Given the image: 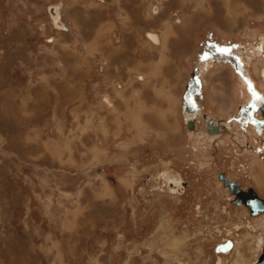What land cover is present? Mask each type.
Here are the masks:
<instances>
[{
    "label": "rangeland",
    "instance_id": "1",
    "mask_svg": "<svg viewBox=\"0 0 264 264\" xmlns=\"http://www.w3.org/2000/svg\"><path fill=\"white\" fill-rule=\"evenodd\" d=\"M263 39L264 0H0V264H217L227 239L225 264L254 263L264 219L219 175L264 197L261 143L209 133L184 92L197 75L205 112L234 114L246 84L207 47Z\"/></svg>",
    "mask_w": 264,
    "mask_h": 264
},
{
    "label": "flooded vegetation",
    "instance_id": "2",
    "mask_svg": "<svg viewBox=\"0 0 264 264\" xmlns=\"http://www.w3.org/2000/svg\"><path fill=\"white\" fill-rule=\"evenodd\" d=\"M259 46L260 50L259 51L261 54H257L258 51L254 50V56H252L253 54V49L251 48H245L244 47V51L240 50L243 54V59L241 57H239L236 53L230 52V51H219L217 49H215L213 46H208L207 47V52L210 55H213L214 57H212V61L211 63H213L214 60L217 59H221L225 61V64L229 67L232 66L233 69H229V67L226 68V70L231 71V73L235 76L239 75L241 78H243L244 80V86L246 84V89L248 90V94L247 96L249 97L246 101H244L241 106H239V108L236 110V112L234 114L229 115L227 118H216L215 114H213V112H205V109L202 107V105L199 103L200 98H198V96H200L202 94V91L204 90V83L202 80H200L197 76L196 79H198V82H200V87L198 88V91L194 94V99L196 101V105L198 107L199 110L196 109H192V110H188L186 109L187 105V99L185 96V92H184V98H185V103H184V108L185 111H190V112H195L197 113L196 117H200L203 121L208 122L209 125H207V129L209 131V133L218 136L219 133L224 130V129H233L234 126H238L240 128H242L244 130V132L246 133V136L252 135L251 133L253 132V138L252 140L254 142H260L261 146L258 147L257 150H252L251 152H253L254 154H251V156L253 157L252 160V165L250 166V169L252 171V173L257 177L260 178L262 181H264V112L261 109L262 106H264V89L262 88H258L259 84L256 80L255 77L252 76V74L250 73L248 66H250L251 63V59H254V62H256V59H258V63H255V67H257L259 69V67H262L264 65V39L262 40L261 43L256 44L255 48ZM237 52V51H234ZM263 52V53H262ZM246 56L248 58H246ZM249 60L247 62H244L242 60ZM211 65V64H210ZM208 66V65H207ZM255 73L257 74V76L259 78H264V68H262L261 72L257 71L255 69ZM193 77V76H192ZM192 77L189 79L188 84H186V90L189 88L190 84H191V80ZM262 84V83H261ZM185 90V91H186ZM246 95V93L244 92V96ZM246 96V97H247ZM203 97H206V94L203 93ZM187 102V103H186ZM251 104L253 106L254 111H252L253 109H250L249 111H247V114H244L245 116H243L242 112L243 110L246 108L247 105ZM194 118L193 121H188V127L191 130H194L196 128V123H198L199 121L197 120L198 118ZM245 148H249V145H246ZM254 161V162H253ZM222 174V173H221ZM220 174V175H221ZM219 175V178H220ZM224 175L226 178V174H222ZM228 179L230 180H234L228 177ZM221 180V179H220ZM236 182L239 183V187L240 189H242L245 192H248L250 189H253L254 191H256L254 189V187H249L248 189H244L241 185V183L237 180H234ZM222 185L225 184L224 180H221ZM180 181L177 180L176 182H171L170 186L173 187L174 189H176L177 191H183L181 193H184L186 191V189L181 190L180 189ZM227 186V190L230 192V195L228 194V196H230V200H234L235 198V193H232L230 191V188L227 184H225ZM257 192V191H256ZM259 196H261V193L257 192ZM261 198H264L263 196H261ZM239 207H241L244 210V213L246 214V216H253L250 214V209L243 203L241 205H239ZM249 217V218H250ZM254 218L256 217H262L264 219V213H260L259 215L253 216ZM250 221V220H249ZM237 227L239 228L240 225H237ZM247 227L249 228H253L251 222H249L247 224ZM258 241L257 246L262 245V248L260 247V251L263 252V247H264V236H259L258 237ZM226 242V240H224L222 243H216L215 246L217 244H224ZM236 242L233 243L232 241V247L230 250L227 251H216L217 252V264H225L224 258L227 257L226 254H229V256L231 255V253H235L236 255H238L240 257L241 255V250H239L236 246ZM251 245V243H249ZM214 246V248H215ZM240 253V254H239ZM256 253V259L254 261L255 264L256 261L258 260V258L260 257V253H258L257 251H255ZM235 259V258H234ZM240 263V261H238ZM230 263V262H228ZM241 264V263H240ZM242 264H247V263H242Z\"/></svg>",
    "mask_w": 264,
    "mask_h": 264
},
{
    "label": "water",
    "instance_id": "3",
    "mask_svg": "<svg viewBox=\"0 0 264 264\" xmlns=\"http://www.w3.org/2000/svg\"><path fill=\"white\" fill-rule=\"evenodd\" d=\"M200 87V82H198V79H194L189 88L185 91V96L188 101L186 105V109L192 110L196 109L199 110L196 101L194 99V94L198 91V88ZM250 109H253V106L251 104L247 105L246 108L243 110L242 114H247V111ZM261 109L264 112V106L261 107ZM254 111V109L252 110ZM220 179L224 180L225 184H227L230 188V191L232 193H235L236 197L233 200L234 203L241 205L245 204L249 209H250V214L253 216L259 215L260 213H264V198H261V196L258 195L256 191L253 189H250L248 192L243 191L239 187V183L230 180L226 178L224 175H220ZM232 247V242L230 241L229 243H224V244H218L216 246V251H227L230 250ZM255 264H264V247H263V252L256 261Z\"/></svg>",
    "mask_w": 264,
    "mask_h": 264
},
{
    "label": "bare ground",
    "instance_id": "4",
    "mask_svg": "<svg viewBox=\"0 0 264 264\" xmlns=\"http://www.w3.org/2000/svg\"><path fill=\"white\" fill-rule=\"evenodd\" d=\"M52 14H53V16H54V21H55V23L56 24H58L59 26H60V28H64L65 27V24L63 23V21L61 20V15H60V13H59V11H58V7H52ZM149 36L151 37V38H153L154 39V41H158V36L157 35H155L154 33H149ZM249 61V60H248ZM263 68H264V65H263ZM256 69H257V67H256ZM259 70V69H258ZM261 70H262V68H261ZM261 70H260V72H261ZM188 102V101H187ZM186 102V103H187ZM186 106V105H185ZM186 113H193V115H195L196 113L195 112H190V111H186ZM194 119H191L190 121H193ZM179 180V179H178ZM171 182H176V180H173V181H171ZM182 190V189H181ZM240 254V253H239ZM233 264H238V261H235Z\"/></svg>",
    "mask_w": 264,
    "mask_h": 264
}]
</instances>
